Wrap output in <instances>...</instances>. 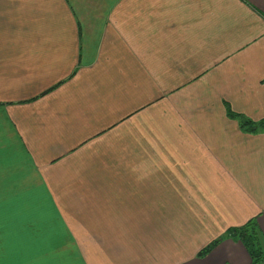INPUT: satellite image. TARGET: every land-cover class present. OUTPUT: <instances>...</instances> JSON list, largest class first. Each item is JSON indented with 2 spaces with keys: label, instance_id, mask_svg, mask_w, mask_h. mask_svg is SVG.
<instances>
[{
  "label": "crops",
  "instance_id": "1",
  "mask_svg": "<svg viewBox=\"0 0 264 264\" xmlns=\"http://www.w3.org/2000/svg\"><path fill=\"white\" fill-rule=\"evenodd\" d=\"M263 79L264 0H0V264H252Z\"/></svg>",
  "mask_w": 264,
  "mask_h": 264
},
{
  "label": "trees",
  "instance_id": "2",
  "mask_svg": "<svg viewBox=\"0 0 264 264\" xmlns=\"http://www.w3.org/2000/svg\"><path fill=\"white\" fill-rule=\"evenodd\" d=\"M264 81V79H263ZM230 117L241 120V127L248 132H256L258 128L264 126V122H254L249 119L242 118L239 114L232 111L230 108L227 110ZM230 235L243 243L247 248L251 258L252 264H263L264 263V246L261 242L259 231L256 227L255 222L246 224L243 227L233 228L230 230ZM218 244V240L212 242L206 248L201 250L198 254L200 258L206 257Z\"/></svg>",
  "mask_w": 264,
  "mask_h": 264
},
{
  "label": "flooded vegetation",
  "instance_id": "3",
  "mask_svg": "<svg viewBox=\"0 0 264 264\" xmlns=\"http://www.w3.org/2000/svg\"><path fill=\"white\" fill-rule=\"evenodd\" d=\"M264 264V263H263Z\"/></svg>",
  "mask_w": 264,
  "mask_h": 264
}]
</instances>
